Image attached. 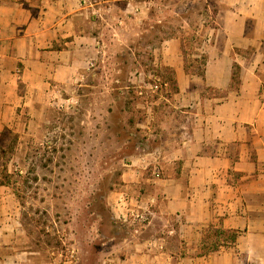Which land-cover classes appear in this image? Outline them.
I'll return each instance as SVG.
<instances>
[{"label": "crops", "instance_id": "0c3cea01", "mask_svg": "<svg viewBox=\"0 0 264 264\" xmlns=\"http://www.w3.org/2000/svg\"><path fill=\"white\" fill-rule=\"evenodd\" d=\"M218 4L224 42L206 47L202 75L169 60L178 101L198 105L191 133L156 147L158 177L145 159L126 165L111 207L132 235L114 238L119 253L105 264H264V0ZM86 13V0H0V132L96 68L102 51ZM201 85L226 93L208 97ZM19 225L0 212V264H38Z\"/></svg>", "mask_w": 264, "mask_h": 264}, {"label": "rangeland", "instance_id": "374dc122", "mask_svg": "<svg viewBox=\"0 0 264 264\" xmlns=\"http://www.w3.org/2000/svg\"><path fill=\"white\" fill-rule=\"evenodd\" d=\"M86 3L102 51L96 68L43 101L42 114L0 132V212L13 213L20 245L39 252L38 264H105L119 253L114 238L132 234L115 218L111 195L126 165L145 159V171L155 174L156 147L177 145L196 120V101H178L169 60L182 57L186 72L199 77L206 47L224 42L216 37L218 0Z\"/></svg>", "mask_w": 264, "mask_h": 264}, {"label": "built area", "instance_id": "2783aa9c", "mask_svg": "<svg viewBox=\"0 0 264 264\" xmlns=\"http://www.w3.org/2000/svg\"><path fill=\"white\" fill-rule=\"evenodd\" d=\"M155 176H157V177L160 176V172L158 170L156 171ZM121 217L124 219V216H122V215L120 216L119 219H121ZM135 217L139 218V220H141L142 223H145V221H146V217L143 214H137V215H135Z\"/></svg>", "mask_w": 264, "mask_h": 264}, {"label": "trees", "instance_id": "16d2710c", "mask_svg": "<svg viewBox=\"0 0 264 264\" xmlns=\"http://www.w3.org/2000/svg\"><path fill=\"white\" fill-rule=\"evenodd\" d=\"M205 60H206V57L204 56V57H203V63H204V64H205ZM238 71H239V69H237V67H236L235 70H234L233 81H235L236 78H238ZM2 185H4V184L2 183Z\"/></svg>", "mask_w": 264, "mask_h": 264}]
</instances>
